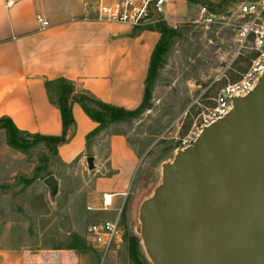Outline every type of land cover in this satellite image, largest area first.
<instances>
[{"label":"rangeland","instance_id":"obj_1","mask_svg":"<svg viewBox=\"0 0 264 264\" xmlns=\"http://www.w3.org/2000/svg\"><path fill=\"white\" fill-rule=\"evenodd\" d=\"M204 1L212 7L202 6L201 0L184 1L183 15L172 26L152 72L143 111L89 139L87 154L101 162L96 171L88 169L82 157L62 164L43 144L26 154L17 152L20 160L9 175L0 168V257L24 250L72 248L79 264H151L134 231L138 204L158 182L161 162L180 148L220 86L236 78L252 56L235 35L240 21L237 6L246 0ZM111 131L123 132L137 156L127 198L117 214L102 209V192L95 187L96 177L115 172L105 162L108 151L103 147ZM48 174L57 179L53 198L42 181ZM117 215L120 242L101 257L88 243L86 228Z\"/></svg>","mask_w":264,"mask_h":264},{"label":"crops","instance_id":"obj_2","mask_svg":"<svg viewBox=\"0 0 264 264\" xmlns=\"http://www.w3.org/2000/svg\"><path fill=\"white\" fill-rule=\"evenodd\" d=\"M184 1H166L165 25L172 27L181 19ZM80 2L0 0V117H8L19 130L40 135L61 133L59 109L49 101L44 87L47 80H70L74 88L125 109L137 107L142 100L159 32L149 25L132 27L98 20L92 14L84 16ZM36 13L48 21L47 26H38ZM70 111L73 131L56 146L57 159L65 165L77 157L85 160L86 151L91 150L85 135L97 125L78 103L72 102ZM104 140L108 151L105 162L115 172L96 177L95 187L102 196L109 195L110 203L102 209L117 214L127 198L128 178L137 156L122 134H107ZM17 152L5 143V131L0 129L3 174L16 168V160H20ZM91 156L96 171L101 162ZM21 257L22 252L1 256L0 264L17 263Z\"/></svg>","mask_w":264,"mask_h":264},{"label":"water","instance_id":"obj_3","mask_svg":"<svg viewBox=\"0 0 264 264\" xmlns=\"http://www.w3.org/2000/svg\"><path fill=\"white\" fill-rule=\"evenodd\" d=\"M161 162L134 231L151 264H264V69ZM93 168V157L85 158ZM50 198L57 179H42Z\"/></svg>","mask_w":264,"mask_h":264},{"label":"built area","instance_id":"obj_4","mask_svg":"<svg viewBox=\"0 0 264 264\" xmlns=\"http://www.w3.org/2000/svg\"><path fill=\"white\" fill-rule=\"evenodd\" d=\"M167 0H81L84 16L92 14L94 18L105 22H120L129 26H151L164 22V5ZM204 8V7H203ZM240 21L236 26L237 41L247 44L252 50L248 64L237 77L227 80L212 97V105L201 115L198 124L181 140L180 147L190 144L201 126L222 117L230 107L229 97L243 95L249 91L264 69V0H246L237 6ZM39 27L48 25V21L39 13L35 14ZM174 28V27H173ZM110 199L102 196L103 207ZM87 209H90L88 207ZM87 240L103 257L112 246L120 242L121 230L118 215L90 223L87 228ZM3 264H79L76 252L71 248L39 249L34 252L22 251L17 263Z\"/></svg>","mask_w":264,"mask_h":264},{"label":"trees","instance_id":"obj_5","mask_svg":"<svg viewBox=\"0 0 264 264\" xmlns=\"http://www.w3.org/2000/svg\"><path fill=\"white\" fill-rule=\"evenodd\" d=\"M204 7H212L210 4L202 1ZM151 28L156 29L159 34V40L155 44L151 52L147 75L145 78L142 100L139 105L133 109H125L121 106H116L94 97L91 93L74 88V84L64 78H56L44 82V87L49 101H51L58 109L61 121V133L59 135H40L36 133H28L19 130L15 127L12 121L6 117H0V129L5 131V143L19 151L26 154L27 151L38 144H43L45 147L51 149L56 155V146L65 142L73 131V118L71 116L70 106L72 102L79 104L84 113L94 122L96 126L85 135V141L88 144L89 139L117 123L127 121L135 118L140 114L146 104L149 96V81L152 76L161 54L165 51L168 40L174 31L173 27L165 25L164 22L151 25ZM111 133L123 134L120 131H111Z\"/></svg>","mask_w":264,"mask_h":264},{"label":"bare ground","instance_id":"obj_6","mask_svg":"<svg viewBox=\"0 0 264 264\" xmlns=\"http://www.w3.org/2000/svg\"><path fill=\"white\" fill-rule=\"evenodd\" d=\"M105 197H106V199H108L109 195L106 194Z\"/></svg>","mask_w":264,"mask_h":264}]
</instances>
